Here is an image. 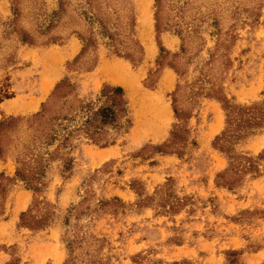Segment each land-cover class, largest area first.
I'll return each mask as SVG.
<instances>
[{
	"label": "rangeland",
	"instance_id": "374dc122",
	"mask_svg": "<svg viewBox=\"0 0 264 264\" xmlns=\"http://www.w3.org/2000/svg\"><path fill=\"white\" fill-rule=\"evenodd\" d=\"M61 2L58 19V0H14L15 15L0 0V122L22 120L0 134V264H264V119L223 151L215 140L223 100L264 109V0ZM115 67L128 90L108 78ZM61 82L74 109L61 136L103 85L123 90L130 125L102 148L81 131L45 145L26 121ZM173 130L177 152H158ZM244 158L255 171L236 174Z\"/></svg>",
	"mask_w": 264,
	"mask_h": 264
},
{
	"label": "trees",
	"instance_id": "16d2710c",
	"mask_svg": "<svg viewBox=\"0 0 264 264\" xmlns=\"http://www.w3.org/2000/svg\"><path fill=\"white\" fill-rule=\"evenodd\" d=\"M12 2V11L15 15L14 0ZM155 3L158 4V0H155ZM57 18L59 19L60 15L63 14V6L61 0H58V14ZM95 18V17H94ZM90 19V18H88ZM155 20V31H158V16L157 12L154 14ZM91 21H93L91 19ZM99 28V35L102 38H105L108 41V44L113 48L115 55L119 56L118 49L116 46L115 34L110 33L102 23L101 20L95 18L94 21ZM79 39L82 42L81 52H84L88 46H91L94 43L92 39V33L84 38L78 35ZM19 41L24 44H32V39L26 36L25 34L19 35ZM159 50L163 52L162 48L159 47ZM122 57L132 64L135 63V59L131 54H124ZM174 72L178 75L179 70L174 62L169 64ZM63 84L58 83L52 92L51 100L43 104L41 110L34 115H32L27 121V128L30 129L35 137L40 138L45 145H49L50 142L60 141L61 145L68 143V138L72 132L81 131L85 138H87L92 144L105 147L109 143L106 138L109 130L117 131L124 126L128 127L130 125L128 114V103L125 99L124 92L120 87H111L103 85L94 101H87L85 103L78 102L77 108L80 112L84 114V120L78 129H75L71 132H66L61 136L60 131L63 122L67 121L73 115V108L66 105V101L63 96H59V91L62 89ZM175 101H172L173 114L176 118H179L181 115L177 113L175 109ZM222 110L224 111L225 116V125L223 131L220 133L219 138H216V141H219V150L223 151V146L227 144L231 139H239L247 133L249 130L256 128L264 119V109H258L255 107H237L227 104V101L223 100L221 104ZM21 119L6 118L0 122V134L13 127L14 124L21 122ZM171 140L167 142L161 150L158 152H177V149L174 148L176 141H179V131L173 130L171 132ZM3 147L0 144V158L4 155ZM232 166V165H231ZM237 172L244 174L245 172L255 171V167L252 165L250 159H243L242 164L236 165ZM230 170V169H229ZM31 171H24L22 168L15 170V178L24 182L27 189L31 190L34 194L39 193L38 180H30L26 178L25 174ZM33 174V173H32ZM35 175V173H34ZM220 177V176H219ZM1 180L9 181L6 178L0 176ZM4 189L0 184V196L3 198ZM25 215L21 214L20 219L24 218ZM24 225L28 227H41L43 224L41 222L33 223V226L23 222Z\"/></svg>",
	"mask_w": 264,
	"mask_h": 264
},
{
	"label": "bare ground",
	"instance_id": "6f19581e",
	"mask_svg": "<svg viewBox=\"0 0 264 264\" xmlns=\"http://www.w3.org/2000/svg\"><path fill=\"white\" fill-rule=\"evenodd\" d=\"M114 66H115V64H114ZM107 72H108V78L118 82L119 84L124 86V88L126 90H128L127 78H126L127 76H126V73L122 67H115L114 69L113 68L108 69Z\"/></svg>",
	"mask_w": 264,
	"mask_h": 264
},
{
	"label": "crops",
	"instance_id": "0c3cea01",
	"mask_svg": "<svg viewBox=\"0 0 264 264\" xmlns=\"http://www.w3.org/2000/svg\"><path fill=\"white\" fill-rule=\"evenodd\" d=\"M45 85H46V84L44 83V85H43V92H44V93H45V91H46V90H45Z\"/></svg>",
	"mask_w": 264,
	"mask_h": 264
}]
</instances>
